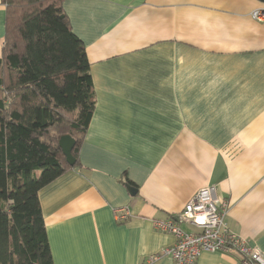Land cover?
<instances>
[{
  "label": "crops",
  "instance_id": "crops-1",
  "mask_svg": "<svg viewBox=\"0 0 264 264\" xmlns=\"http://www.w3.org/2000/svg\"><path fill=\"white\" fill-rule=\"evenodd\" d=\"M263 4L64 0L96 108L81 165L39 191L54 264H174L164 250L176 237L154 220L208 184L228 227L264 250V22L251 17ZM5 15L0 0V54ZM197 264L239 257L204 252Z\"/></svg>",
  "mask_w": 264,
  "mask_h": 264
},
{
  "label": "trees",
  "instance_id": "trees-1",
  "mask_svg": "<svg viewBox=\"0 0 264 264\" xmlns=\"http://www.w3.org/2000/svg\"><path fill=\"white\" fill-rule=\"evenodd\" d=\"M0 264H54L39 191L75 166L96 108L64 0H1ZM75 139L74 165L59 138Z\"/></svg>",
  "mask_w": 264,
  "mask_h": 264
},
{
  "label": "built area",
  "instance_id": "built-area-1",
  "mask_svg": "<svg viewBox=\"0 0 264 264\" xmlns=\"http://www.w3.org/2000/svg\"><path fill=\"white\" fill-rule=\"evenodd\" d=\"M251 17L264 22V4L251 13ZM228 202L218 195L215 184L201 187L186 203L181 212L166 219L154 220L157 229L174 234L176 242L166 248L174 264H197L204 252H223L237 255L239 264H264V250L251 245L233 232L225 221ZM128 209H118L116 217L125 220ZM185 223L191 231L181 227Z\"/></svg>",
  "mask_w": 264,
  "mask_h": 264
},
{
  "label": "water",
  "instance_id": "water-1",
  "mask_svg": "<svg viewBox=\"0 0 264 264\" xmlns=\"http://www.w3.org/2000/svg\"><path fill=\"white\" fill-rule=\"evenodd\" d=\"M264 2V0H261ZM59 145L63 150V153L65 154L67 161L69 164L74 165L75 163V157L72 153L74 145H75V139L71 135H62L59 138ZM129 191L132 194H135L137 192V188L131 185H127Z\"/></svg>",
  "mask_w": 264,
  "mask_h": 264
}]
</instances>
